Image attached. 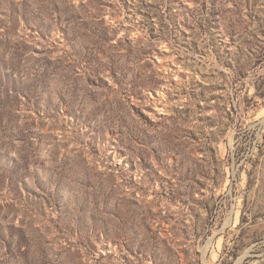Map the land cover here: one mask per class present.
Segmentation results:
<instances>
[{
    "label": "rangeland",
    "instance_id": "obj_1",
    "mask_svg": "<svg viewBox=\"0 0 264 264\" xmlns=\"http://www.w3.org/2000/svg\"><path fill=\"white\" fill-rule=\"evenodd\" d=\"M0 264H264V0H0Z\"/></svg>",
    "mask_w": 264,
    "mask_h": 264
}]
</instances>
